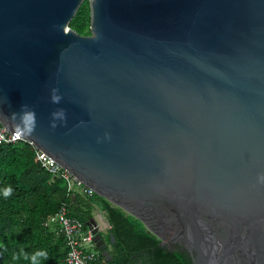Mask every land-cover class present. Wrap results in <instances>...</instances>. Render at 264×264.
Here are the masks:
<instances>
[{"label":"water","instance_id":"obj_1","mask_svg":"<svg viewBox=\"0 0 264 264\" xmlns=\"http://www.w3.org/2000/svg\"><path fill=\"white\" fill-rule=\"evenodd\" d=\"M0 126L191 264H264V0H0Z\"/></svg>","mask_w":264,"mask_h":264},{"label":"trees","instance_id":"obj_2","mask_svg":"<svg viewBox=\"0 0 264 264\" xmlns=\"http://www.w3.org/2000/svg\"><path fill=\"white\" fill-rule=\"evenodd\" d=\"M90 11L84 1L69 27L88 36ZM63 183H51L27 142L0 145V264H63L62 236L42 227L64 200ZM70 215L89 225L95 207L105 214L115 239L110 254L114 264H191L184 254L159 246V240L135 218L103 198L76 197ZM109 240V236H107Z\"/></svg>","mask_w":264,"mask_h":264},{"label":"built area","instance_id":"obj_3","mask_svg":"<svg viewBox=\"0 0 264 264\" xmlns=\"http://www.w3.org/2000/svg\"><path fill=\"white\" fill-rule=\"evenodd\" d=\"M24 142L19 133H11L0 126V145L17 144ZM36 159L40 168L49 175L50 182L63 183L64 200L58 210L42 221V227L62 236L66 255L63 264H114L105 261L97 249L94 241L92 224L84 225L79 219L71 216L70 208L76 197L92 198L93 190L77 181L69 172L44 152L35 150Z\"/></svg>","mask_w":264,"mask_h":264},{"label":"crops","instance_id":"obj_4","mask_svg":"<svg viewBox=\"0 0 264 264\" xmlns=\"http://www.w3.org/2000/svg\"><path fill=\"white\" fill-rule=\"evenodd\" d=\"M95 209V214L93 212V219L96 222L99 232L102 236H104L105 238H107V236L109 235V228L110 226L108 225L107 219L105 217V214L98 209L97 207L94 208ZM100 214V216H99ZM98 219V220H97ZM111 248V247H110ZM109 248V251H111V249ZM103 258V257H102Z\"/></svg>","mask_w":264,"mask_h":264},{"label":"flooded vegetation","instance_id":"obj_5","mask_svg":"<svg viewBox=\"0 0 264 264\" xmlns=\"http://www.w3.org/2000/svg\"><path fill=\"white\" fill-rule=\"evenodd\" d=\"M90 35V34H89ZM88 35V36H89ZM104 241H105V243H106V245H107V248H110L112 245L111 244H109V240H108V238H104ZM111 249V248H110Z\"/></svg>","mask_w":264,"mask_h":264},{"label":"rangeland","instance_id":"obj_6","mask_svg":"<svg viewBox=\"0 0 264 264\" xmlns=\"http://www.w3.org/2000/svg\"><path fill=\"white\" fill-rule=\"evenodd\" d=\"M97 208L99 209V207H97ZM94 211H95V209H94ZM94 211H93V212H94ZM94 214H95V212H94ZM95 215H96V214H95ZM99 216H100V214H99ZM97 220H98V219H97ZM103 238H105V237L103 236Z\"/></svg>","mask_w":264,"mask_h":264}]
</instances>
